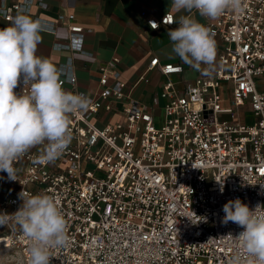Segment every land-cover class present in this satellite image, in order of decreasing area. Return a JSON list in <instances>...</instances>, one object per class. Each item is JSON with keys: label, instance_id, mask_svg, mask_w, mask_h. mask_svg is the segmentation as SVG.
Masks as SVG:
<instances>
[{"label": "built area", "instance_id": "built-area-1", "mask_svg": "<svg viewBox=\"0 0 264 264\" xmlns=\"http://www.w3.org/2000/svg\"><path fill=\"white\" fill-rule=\"evenodd\" d=\"M33 5L48 7L45 0H0V16L12 22ZM141 14L152 30L178 25L173 13ZM75 17L59 14L69 40L54 49L87 53L85 28ZM37 19L56 33L54 21ZM204 25L216 46L223 43L214 75L179 88L172 75L183 72L182 64H161L157 56L150 62L163 76L160 120L130 98L118 58L100 66L93 92L71 91L90 103L69 115L67 150L42 162L46 145H38L14 161L16 180L0 172V213L9 216L0 226V248L20 252L28 264L29 242L12 217L22 192L25 199L54 197L66 218L69 243L51 250L50 264H229L237 253L247 261L236 238L243 229L222 219L229 200L264 205V0H243V11L226 10ZM73 62L69 57L57 67L63 87L77 85ZM15 91L29 88L21 83ZM246 105L252 122L220 119L225 113L235 119ZM102 110L121 116L98 125Z\"/></svg>", "mask_w": 264, "mask_h": 264}, {"label": "clouds", "instance_id": "clouds-1", "mask_svg": "<svg viewBox=\"0 0 264 264\" xmlns=\"http://www.w3.org/2000/svg\"><path fill=\"white\" fill-rule=\"evenodd\" d=\"M171 8L189 13L181 15L178 27L167 33L171 53L195 70L206 66V74L210 75L217 56L214 33L191 13L195 10L214 20L226 10L243 11V0H172ZM27 11L21 9L11 24L0 28V172H6L10 180H16L14 161L33 147L46 145L42 162L57 160L73 139L69 115L86 109L90 103L85 95L66 90L57 66L36 54L41 33L47 27ZM150 25L157 28L155 22ZM21 83L29 88L27 94L15 91ZM220 190L223 192L222 184ZM20 198L23 203L12 217L29 242L28 264H50L51 250L69 243L67 221L59 202L48 194L25 199L21 192ZM262 207L252 209L239 198L223 205L222 222L231 221L243 229L236 238L248 257L245 261L237 253L229 264H264ZM8 219L7 214L0 213V226Z\"/></svg>", "mask_w": 264, "mask_h": 264}, {"label": "crops", "instance_id": "crops-1", "mask_svg": "<svg viewBox=\"0 0 264 264\" xmlns=\"http://www.w3.org/2000/svg\"><path fill=\"white\" fill-rule=\"evenodd\" d=\"M17 1V0H9ZM48 7L43 9L33 5L31 13L34 17H42L56 23V33L42 32V42L38 45L37 55L54 63L57 67L69 57L73 58L74 70L78 78L75 88L65 85L68 91L79 90L93 92L97 87L99 69L103 64L113 65L118 58L116 67L121 71L122 78L127 82L126 92L130 98L148 106L160 120L163 114L165 100L161 97L163 76L158 66L150 68L153 57H159L160 63L182 64V73L172 75L179 88L194 82L206 74V66L198 71L185 64L178 56L171 53V42L167 36L169 29L176 26H163L152 30L147 25L146 11L150 17L160 18L165 13H173L176 19L181 15H189L185 11L174 12L172 0H45ZM73 12L75 22L85 28L84 50L87 53L58 50L53 45L57 42H68V29L59 20V14ZM195 19L205 24L207 19L195 10L191 13ZM12 22L0 16V28L7 27ZM178 24V23H177ZM223 43L216 46L217 56L214 75L220 67V54ZM122 106V105H118ZM249 114L253 117L248 105L239 115ZM119 113L102 110L95 118L98 125L120 118Z\"/></svg>", "mask_w": 264, "mask_h": 264}, {"label": "rangeland", "instance_id": "rangeland-1", "mask_svg": "<svg viewBox=\"0 0 264 264\" xmlns=\"http://www.w3.org/2000/svg\"><path fill=\"white\" fill-rule=\"evenodd\" d=\"M223 106H229L230 102L228 100L223 101ZM220 119H228V120H245L248 122H252L254 117H251L249 114L245 115H235V119L231 114L225 113L220 115ZM0 264H25L24 258L20 252H17L14 249L8 248H0Z\"/></svg>", "mask_w": 264, "mask_h": 264}]
</instances>
